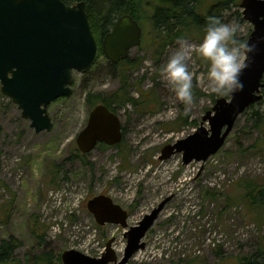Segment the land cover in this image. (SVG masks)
Wrapping results in <instances>:
<instances>
[{
  "label": "rangeland",
  "instance_id": "374dc122",
  "mask_svg": "<svg viewBox=\"0 0 264 264\" xmlns=\"http://www.w3.org/2000/svg\"><path fill=\"white\" fill-rule=\"evenodd\" d=\"M217 3L202 0L199 9L208 12ZM216 6L218 16L237 21L247 38L252 25L242 17L239 5ZM201 37L194 33L175 40L158 61L147 43L130 50L126 89L135 98L141 93L139 100L148 97L146 107H118L124 130L121 146H96L83 160L72 153L90 108L86 93L105 96L120 86L118 69L107 58H97L87 73L74 72L72 96L48 104L50 131L36 133L17 105L0 92V184L5 188L0 195V239L13 235L21 241L15 250L21 264H34L33 256L48 250L57 254L73 248L97 257L109 238L121 257L124 228L116 224L98 228L86 207L87 200L100 193L128 210V225L164 202L143 238L145 247L126 264H190V260L192 264H236L239 256L253 254L264 244V205L256 217L239 186L242 180L264 178V149L253 145L262 135L251 126L249 112L238 117L221 148L205 161L184 165L181 153L158 158L165 144L195 130L214 104L212 98L218 97L208 90L206 66L195 55L188 61L193 74L191 105L176 98L160 73L181 44H196ZM180 116L185 122L171 127ZM204 188L214 195L204 198ZM38 224L44 232L41 245L32 232Z\"/></svg>",
  "mask_w": 264,
  "mask_h": 264
},
{
  "label": "water",
  "instance_id": "95a60500",
  "mask_svg": "<svg viewBox=\"0 0 264 264\" xmlns=\"http://www.w3.org/2000/svg\"><path fill=\"white\" fill-rule=\"evenodd\" d=\"M243 18L252 23L248 37L257 40V50L241 79L244 88L231 101L222 97L206 110L198 127L174 143L161 149L160 159L175 152L182 153V162L205 161L224 143L237 117L262 98L264 88V0H241ZM141 27L130 14L117 18L104 35L103 52L112 63L125 58L131 48L140 44ZM98 55L91 31L85 0L73 5L63 0H0V90L30 120L35 132L51 130L53 123L47 105L58 97L73 93L72 72L86 73ZM207 122V128L204 123ZM122 139L118 113L98 103L88 112L86 124L75 138L82 153L91 151L98 142L109 145ZM164 202L137 222L128 226V213L109 195L97 194L87 201V209L100 225L120 224L126 246L118 259L112 248L113 238L106 242L99 257L77 249L61 253L62 264H125L145 246L142 240L154 223Z\"/></svg>",
  "mask_w": 264,
  "mask_h": 264
},
{
  "label": "trees",
  "instance_id": "16d2710c",
  "mask_svg": "<svg viewBox=\"0 0 264 264\" xmlns=\"http://www.w3.org/2000/svg\"><path fill=\"white\" fill-rule=\"evenodd\" d=\"M66 3H72L76 0H64ZM202 0H85L88 20L96 39L99 55L103 56L102 39L105 33L114 24L115 20L122 13H128L135 18L142 26L145 38L143 44L147 43L153 49L154 60L158 61V57L162 54L165 47L175 40L188 37L191 34L203 35L206 17L214 14L218 15L219 10L217 4L229 5L231 3L238 5L240 0H218L216 5H212L208 12H201L199 9ZM130 64L128 59L122 60L119 63H110L112 68H117L119 72L120 86L118 89L111 92L109 95H100L97 92L87 91L86 101L91 107L97 102H102L114 111L118 107L133 105L135 107H146L148 97L138 98L133 97L126 89L128 86L126 69ZM263 97L252 104L245 113L249 112L251 126L256 129L262 138L257 140L254 146L264 149V89L261 90ZM194 92V91H193ZM195 94H198L197 92ZM154 99V98H153ZM214 101V97L212 98ZM156 102V100L154 99ZM146 103V104H145ZM157 103V102H156ZM145 104V105H144ZM256 105H258L256 107ZM148 108V107H147ZM186 118L178 117L170 123V125H180L184 123ZM173 127V126H172ZM100 147L106 148L105 144L100 143ZM118 147L121 145H117ZM123 150L118 151V154L123 155ZM74 157L83 160L84 155L81 154L75 147L72 153ZM122 162L125 156L121 157ZM85 164L90 166V161L84 160ZM91 167V166H90ZM242 190V198L246 201L249 208L256 211L255 216L261 215L260 208L264 205V178L260 181L248 180L239 183ZM214 192L210 189H203V197L213 196ZM262 219V218H261ZM261 219L253 218V221L261 222ZM6 221V220H5ZM262 225V223H260ZM98 228L100 226L96 225ZM41 225L32 228L33 234L37 238V242L41 245L43 235L40 229ZM21 245V241L9 235L0 239V264H21V259L15 256V250ZM51 260H60V253L53 254L51 250L42 251L33 256L34 264H48ZM191 262V263H190ZM192 264V260H190ZM236 264H264V244H259L253 254L239 256Z\"/></svg>",
  "mask_w": 264,
  "mask_h": 264
},
{
  "label": "clouds",
  "instance_id": "9594fccd",
  "mask_svg": "<svg viewBox=\"0 0 264 264\" xmlns=\"http://www.w3.org/2000/svg\"><path fill=\"white\" fill-rule=\"evenodd\" d=\"M257 50V40L242 35L237 21L226 22L208 15L203 35L196 44L183 43L160 68V73L176 98L185 105L193 103V74L188 61L200 58L206 66L207 87L211 94L231 101L244 88L241 76Z\"/></svg>",
  "mask_w": 264,
  "mask_h": 264
}]
</instances>
